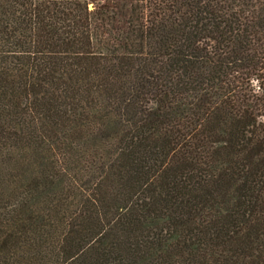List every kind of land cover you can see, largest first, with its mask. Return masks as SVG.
I'll return each instance as SVG.
<instances>
[{
	"label": "trees",
	"instance_id": "1",
	"mask_svg": "<svg viewBox=\"0 0 264 264\" xmlns=\"http://www.w3.org/2000/svg\"><path fill=\"white\" fill-rule=\"evenodd\" d=\"M0 264H264V0H0Z\"/></svg>",
	"mask_w": 264,
	"mask_h": 264
}]
</instances>
